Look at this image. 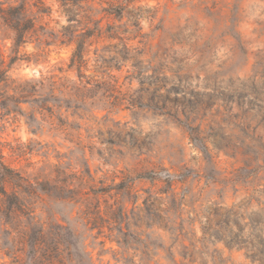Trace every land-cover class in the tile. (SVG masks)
<instances>
[{
    "label": "clouds",
    "instance_id": "obj_1",
    "mask_svg": "<svg viewBox=\"0 0 264 264\" xmlns=\"http://www.w3.org/2000/svg\"><path fill=\"white\" fill-rule=\"evenodd\" d=\"M0 264H264V0H0Z\"/></svg>",
    "mask_w": 264,
    "mask_h": 264
},
{
    "label": "rangeland",
    "instance_id": "obj_2",
    "mask_svg": "<svg viewBox=\"0 0 264 264\" xmlns=\"http://www.w3.org/2000/svg\"><path fill=\"white\" fill-rule=\"evenodd\" d=\"M260 222H261V220L258 218V219H257V223H260Z\"/></svg>",
    "mask_w": 264,
    "mask_h": 264
}]
</instances>
